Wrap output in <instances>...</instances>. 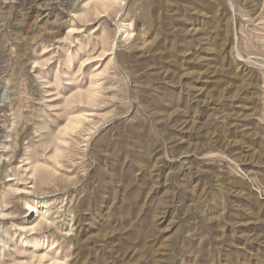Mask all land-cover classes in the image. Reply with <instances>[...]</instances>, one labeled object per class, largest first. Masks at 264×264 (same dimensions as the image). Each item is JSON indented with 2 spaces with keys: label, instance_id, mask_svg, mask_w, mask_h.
Returning <instances> with one entry per match:
<instances>
[{
  "label": "rangeland",
  "instance_id": "obj_1",
  "mask_svg": "<svg viewBox=\"0 0 264 264\" xmlns=\"http://www.w3.org/2000/svg\"><path fill=\"white\" fill-rule=\"evenodd\" d=\"M35 201L64 264H264V0H0V264Z\"/></svg>",
  "mask_w": 264,
  "mask_h": 264
},
{
  "label": "bare ground",
  "instance_id": "obj_2",
  "mask_svg": "<svg viewBox=\"0 0 264 264\" xmlns=\"http://www.w3.org/2000/svg\"><path fill=\"white\" fill-rule=\"evenodd\" d=\"M79 121V118L72 119L70 124L66 127L69 126L70 128V125L72 127ZM44 204L45 203L42 202H36L35 206L27 204L28 209L32 211V217H34V223L31 224L28 230L31 233L37 232L39 234H36L38 236H33L32 239L24 240V245L27 246L28 252L30 253L32 260L35 261V264H64V256L59 253L63 244L57 243V239L60 238L61 235L55 232L54 226L56 224L53 226L54 223L49 221V209L46 206L47 204ZM61 229L63 228L61 227ZM44 232L45 235L43 234Z\"/></svg>",
  "mask_w": 264,
  "mask_h": 264
}]
</instances>
